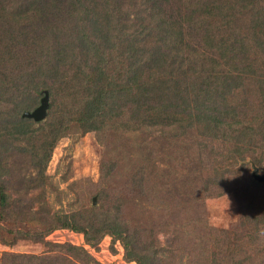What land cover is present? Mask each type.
<instances>
[{
    "label": "trees",
    "instance_id": "1",
    "mask_svg": "<svg viewBox=\"0 0 264 264\" xmlns=\"http://www.w3.org/2000/svg\"><path fill=\"white\" fill-rule=\"evenodd\" d=\"M46 94L44 120L25 116ZM88 133L119 139L101 181L128 167L127 188L151 206L145 223L126 214L127 192L108 208L103 183L97 205L53 207L52 153L62 138ZM101 142L108 154L113 139ZM206 152L224 158L210 175L198 169ZM254 169L264 170V0H0V220L35 225L12 244L71 228L92 246L112 236L137 264H264V205L255 201L264 183ZM229 193L238 224L210 226L206 199ZM159 213L186 217L169 250L156 246ZM66 250L70 259L50 250L5 254L0 264L92 262Z\"/></svg>",
    "mask_w": 264,
    "mask_h": 264
},
{
    "label": "rangeland",
    "instance_id": "2",
    "mask_svg": "<svg viewBox=\"0 0 264 264\" xmlns=\"http://www.w3.org/2000/svg\"><path fill=\"white\" fill-rule=\"evenodd\" d=\"M114 137L110 138V135L105 134L97 136L94 133H88L83 136L69 135L68 137H64L60 140L55 147L52 153V158L47 166V175L59 194L58 195L55 192L49 193V196L54 202L53 207L55 210L63 208V210L65 209L67 212H70L72 210H80L88 208L89 206L91 207L92 205H97V190L100 184L103 183V187L101 188V192L103 194L101 195V198L103 200L105 199L109 206L105 205V208H111L113 204L112 198L120 195L122 196L125 192H127L126 196L129 200H131V204L127 201L129 205L126 209V214L134 213V215L138 216L142 222H146L142 212L151 206L147 203V199L138 198V194H133L127 188L125 182L127 176H129L128 167L123 168L121 166L117 172L115 171L113 173H117L116 180H114L113 176H109L107 179L103 180V182L101 181L102 162L104 159L107 160L116 156L113 149L119 144V139ZM112 139V145L105 149L108 151V154L107 152L104 154V144L101 141L107 143ZM197 141V139H194L193 142H191L194 149ZM124 142L126 144H130L127 140H124ZM213 146L214 144H208V148L210 149ZM208 148L206 150H208ZM225 149L226 148H223L220 151L223 152ZM216 154H219V152H216L213 156H209L207 152L203 154L201 158V164L203 167L198 168L201 173L210 175L213 172V169L217 168L221 163H224V158H218ZM195 160L198 161L197 156ZM258 173L260 175H264V170H259ZM25 189H27L25 188V184H22L21 188H19V190L24 191ZM31 194L34 195V209H38L41 202H38L36 197L39 195L36 191H33L30 195ZM56 196L60 197V201L57 200ZM14 197L15 199L18 198L19 194H14ZM255 201H259L262 205L261 207L263 208L264 193L261 194L260 192L255 198ZM204 209L207 212V222L210 226L226 230H230L235 227L239 222L240 215L242 214V209L240 210V206L238 205L236 197L233 193L223 194L219 197L215 195L213 197H209L204 203ZM110 210L111 209H109V211ZM157 210L158 207L156 208V213ZM260 210L261 209L257 211ZM155 217H157L156 222L159 223V221H161V227H164V230L162 229L159 231L160 233L158 232V241L156 246L167 249L173 239L172 230L174 229V226L178 227L179 223V227L181 228L182 224H185L184 219L186 217L184 214L183 216L180 215L177 218V221H174L172 217H166V214L162 213L156 214ZM34 226L35 225L32 222L24 221L16 223L9 219L7 222L0 220V258H3L5 254L41 255L51 250V253L61 259L64 257L70 259V257H68L69 252H67L66 247L72 246L87 252L88 256L92 260L89 264H137L135 261H128L125 258V249L122 242L115 240L108 234L105 235L99 243H96L93 246L86 241V237L83 233L74 231L71 228H55L45 236V240L39 242H35L36 240H34V242L23 240L21 238L16 240L17 242H15V244H12L14 242H10L16 235H14V233L19 229L27 231ZM175 234L179 235L178 233ZM179 237L182 238V236ZM257 248L262 249L263 252L261 257H264V239L259 240ZM168 250L164 253L168 255L170 261L171 253L168 252ZM176 252L181 254L177 248ZM11 260L10 256L9 259L5 261L6 264H11Z\"/></svg>",
    "mask_w": 264,
    "mask_h": 264
},
{
    "label": "water",
    "instance_id": "3",
    "mask_svg": "<svg viewBox=\"0 0 264 264\" xmlns=\"http://www.w3.org/2000/svg\"><path fill=\"white\" fill-rule=\"evenodd\" d=\"M47 109H48V94H46L45 97L41 100V104L39 107H37L32 112H26L24 115L27 116L28 118L34 119L35 121H41L46 117ZM258 171L259 169H254L253 176L257 181L264 183V175H260Z\"/></svg>",
    "mask_w": 264,
    "mask_h": 264
}]
</instances>
